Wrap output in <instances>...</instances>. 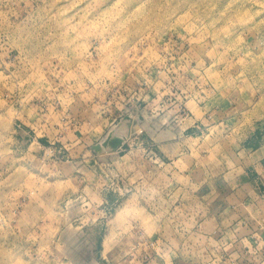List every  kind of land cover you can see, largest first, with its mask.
I'll return each instance as SVG.
<instances>
[{
	"label": "rangeland",
	"instance_id": "374dc122",
	"mask_svg": "<svg viewBox=\"0 0 264 264\" xmlns=\"http://www.w3.org/2000/svg\"><path fill=\"white\" fill-rule=\"evenodd\" d=\"M130 97H195L207 114L180 170L254 161L264 0H0V264H146L134 244L179 172L135 148L175 121L139 113L120 148L97 151Z\"/></svg>",
	"mask_w": 264,
	"mask_h": 264
},
{
	"label": "crops",
	"instance_id": "0c3cea01",
	"mask_svg": "<svg viewBox=\"0 0 264 264\" xmlns=\"http://www.w3.org/2000/svg\"><path fill=\"white\" fill-rule=\"evenodd\" d=\"M139 98L143 103L141 110L134 104ZM179 98L186 105L185 114L179 111ZM192 100L195 97L129 98L134 108L131 119L141 113L149 121L156 117L159 121L172 112L174 126L163 128L159 121L153 133L147 134L151 139L135 149L143 155L140 163L145 160L159 169L169 165L179 172V177L169 173L174 185L166 188L169 183L165 190L161 189L159 203L154 206L155 212L163 215L157 230L139 238L134 245L145 249L146 243L153 240V247L144 250L146 264H264V144L249 140L250 146H242L246 151L262 153L254 161L250 153L242 158L244 162L234 165L237 170L232 176H226L223 161L215 167L217 173L197 161L180 170L175 165L176 151L189 148L187 140L201 135L198 132L200 125H205L203 117H208L206 113L197 115ZM162 132L167 138L157 140ZM132 144H127L130 149H134ZM121 145L123 142L117 148Z\"/></svg>",
	"mask_w": 264,
	"mask_h": 264
},
{
	"label": "bare ground",
	"instance_id": "6f19581e",
	"mask_svg": "<svg viewBox=\"0 0 264 264\" xmlns=\"http://www.w3.org/2000/svg\"><path fill=\"white\" fill-rule=\"evenodd\" d=\"M131 123H132V119L131 117L128 116V117H125L118 124H115L114 126H112L109 132L106 134V137L100 142H98L100 144V148H98L97 151L104 152V151H110L114 149V145L111 144V139L115 137L123 139L125 135L129 134V132L131 131ZM164 136H167V135L164 134L163 132L159 134V137H164Z\"/></svg>",
	"mask_w": 264,
	"mask_h": 264
},
{
	"label": "built area",
	"instance_id": "2783aa9c",
	"mask_svg": "<svg viewBox=\"0 0 264 264\" xmlns=\"http://www.w3.org/2000/svg\"><path fill=\"white\" fill-rule=\"evenodd\" d=\"M185 110H186L185 107L183 108L182 105L180 104V105H179V111H180L181 113H184ZM184 114H185V113H184ZM172 121H175V120L172 119ZM175 123H176V121L172 124V126H174ZM156 125H157V127H158V122H156ZM159 126H160V125H159ZM139 238H141V237H139ZM139 238H138V240H139ZM136 243H137V242H136ZM153 245H154L153 240H149V241L146 243V248H145V249H142V254H141L140 257L143 258V262H145V260H146V258H147V254H146V252H144V250L146 251V249L153 247ZM134 246L140 247V246H138V245H134ZM140 257H139V258H140Z\"/></svg>",
	"mask_w": 264,
	"mask_h": 264
},
{
	"label": "water",
	"instance_id": "95a60500",
	"mask_svg": "<svg viewBox=\"0 0 264 264\" xmlns=\"http://www.w3.org/2000/svg\"><path fill=\"white\" fill-rule=\"evenodd\" d=\"M122 140L123 139H120V138L115 137V138L111 139V144L114 145V148H117L121 144V141ZM94 148L96 150H98V148H100V144L99 143L95 144L94 145Z\"/></svg>",
	"mask_w": 264,
	"mask_h": 264
}]
</instances>
